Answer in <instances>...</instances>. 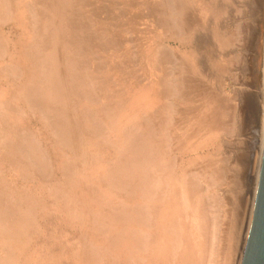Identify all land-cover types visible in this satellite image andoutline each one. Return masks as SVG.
I'll list each match as a JSON object with an SVG mask.
<instances>
[{"label": "rangeland", "instance_id": "1", "mask_svg": "<svg viewBox=\"0 0 264 264\" xmlns=\"http://www.w3.org/2000/svg\"><path fill=\"white\" fill-rule=\"evenodd\" d=\"M24 1L27 4H29L31 0L30 1L24 0ZM89 1L91 2L93 1V4L89 2L91 5L87 7V14L90 15L89 12L90 13L92 12L91 8L94 10V6L95 5L97 6V8H95L96 9L95 12L96 14L99 13L98 14L99 16L97 15L96 17L97 19L99 18V20H96L98 22L95 23L94 25H98L99 28L101 27L102 30L98 29L99 31L101 32L105 31V33L103 32L104 36L102 37L106 38L105 40H107V37H108V40H111L112 39L111 36L112 37L115 36L116 39L119 37V39L121 38L120 39L121 41H119L120 42L119 45L121 46L125 43L124 45L126 47L122 46L116 49L114 48V46H112L111 48H109V51L104 50L103 52L101 51L100 53H98V55L100 56V60L103 61V59L105 58L104 61L106 63L104 62L103 63L104 65H103L100 61V65L101 64L103 65L101 66L102 68L100 70H96L97 68L94 69L93 67L90 68L91 69L90 71L92 72L91 77L92 78L97 77L96 79L98 80L100 76H97V75L102 74L101 75V77L103 76L102 81L101 79L98 80L99 82H101V84L98 81L97 83H99L101 86L104 85L105 87L104 86L103 87L106 89L108 88L107 91L110 89L111 92L110 91H109L110 93L107 91L103 92L104 98L99 97L96 104L94 103L90 104L86 100L83 99L79 103L80 105H82V107L80 106V108H82L83 110L89 111V112L94 111L93 113H91L92 115L94 114L93 117L97 116L98 112L100 111L101 113L99 112L98 117L102 116V118L111 125H112L111 122L113 120L114 122L113 124L115 125V132L112 133L114 134L113 136L110 134L107 138L111 136V138H115L117 140L119 137L120 138L125 137L123 136L122 127L124 129L125 127H127V124L129 126L130 122H131V125L129 127H132V125L135 128L139 127L137 123L141 122L142 124L140 123V125H142L143 127L145 126V128L147 127L146 130L149 129L150 127L155 128V126L156 128H159L158 130H156V128L154 130L150 128V132L153 131L155 133V135L153 136L156 142L161 147L160 150L163 152L162 158H165V159H162L163 163L160 162L158 171L160 172L159 169L161 168L163 169V165L164 167L166 165V167L164 168V170L161 169L160 173L157 172L158 173V174L156 173L157 176L155 173L151 172V174H153L152 175L153 178L154 177L162 178L163 176H166L165 175L166 173L168 175L167 177H165V179L162 178V180L159 181L158 183H157L158 181L157 180L156 182H154V184L152 181L151 183L150 180L148 179L149 180L148 182L143 183V186L145 185V187L143 186H142L143 188L140 187L139 190H137V192L134 190L132 191L133 189L132 187H131L132 189L127 188L128 186L121 190L108 189L106 186H104V177H105V174L107 173L105 170H107L106 167L107 168L109 167L108 163H110V161H113V159L116 158V155L118 153V149H116L117 147L111 145L109 139L104 138V140L106 139L105 143L102 142L103 145L102 144H100V146L97 145L99 149H97V146H95L96 148L93 146L94 148L91 147L92 149L87 147L83 150L82 153L86 155L88 154V158H90V161L92 162V163L90 162V165L86 164L87 168H85V173L88 177L89 175L94 176V179L90 181L87 180L84 182L86 183L88 182L90 185H92L93 183L94 192L100 193V195L97 196V199L94 198L90 200L91 205L89 206L86 205V206H88L89 208L91 206V208L94 211H97L98 209H103V212H106L111 209L110 208L111 206L109 208L106 207V203H109L107 205H112V208L114 210H111V212L113 213V215L115 214L114 220H117V221L116 222L114 221V223L112 222L109 228L107 229V231L105 232L107 234L106 235L107 238L113 239L114 238L113 235H116L117 233L121 231L119 229H123V231L126 230L127 237H126V240H124L125 242L123 243L126 244L125 248L131 252L125 251L126 254H124L122 252L114 253L113 251L111 253V256H115L114 254H116V256L120 255L117 261H115L116 264H120V263L125 264L129 262L130 259L128 256L130 257L133 256L136 259L140 257V260H138V264H155L156 262H158V264H180L181 261H183V258H185V255H187L188 251L191 250V246L196 243V242L194 243V241H198L197 243L200 242L201 244L204 238L205 239L209 238L210 240H212L211 235H210L212 231H214L215 236L219 234V238L218 236L216 237L218 238L217 242L215 239H213V242H212V245L213 246L216 245L217 247L216 246L215 247L217 249L219 247L220 240L223 238V234L221 230L225 228V225L223 224H225V221L227 220V214H228L227 212H230L228 214L230 215L234 213V211L235 213H238V211L239 212L241 211L239 213L240 218H238L239 220H237L238 221V226L236 229L237 233H235V238H237V240L235 241L237 243L235 250L237 251H234V255L236 253V255L234 256L235 257L234 264H237L236 263L237 258H239V255L241 257V251H242V247L245 241L246 229L248 226L249 216L251 213V205L253 203V199L255 196L254 191H255L256 183H257L256 175H258V167H259L260 157H261L262 148H263V144H262L263 142L261 141V139H263L262 129L264 125L263 117H262L263 116L262 115V111H263V100H262L263 94L262 93L264 91V86H263V79H264V61H263L264 60V0H196V1L188 0L189 2H192V3L197 2L196 7L198 9V14L196 13L197 17L195 15H192L193 21L191 17L190 18L191 21L190 19L189 21H187V19L184 18V21L182 20L183 22H181V18H180V10H179L180 0L178 1L177 0H105V1L98 0L99 3L101 4L99 3L97 4L98 2L97 0H89ZM103 5H104V8H103ZM177 7L179 8L177 9ZM195 17L197 19H195ZM13 18H15L14 22L11 19L8 21H5L4 22L5 24L1 23L2 25H0V28L2 30L3 35L9 39V46H10L9 51H12L13 54L15 55V53L18 52L17 49L19 48L21 44L20 43L21 39L22 41L26 39L23 43L29 42V38H27V36H30V34L28 32V28H25V27H28V25L27 26L25 25L27 24V22L24 21L23 17L19 19V18L12 16V19ZM9 21H12L11 24ZM16 27H17V30L14 29ZM105 27H108V28H105ZM123 28L124 29L126 28L125 29L126 31ZM25 34L27 35L25 36ZM119 34L121 36L123 35V38ZM219 37L221 39H219ZM121 49H123V52ZM156 51H158L159 54L158 52L154 53ZM155 54H157V57L161 61V63L157 64L156 66L152 62L153 60H155L154 56L156 58ZM159 56L161 57L163 56V58L160 59ZM166 57H168L169 59H166ZM8 58L9 56H7L6 59L4 58L3 61L0 62V66L8 64L9 63ZM117 59H119L120 61L119 60L117 61ZM116 61L119 62V64ZM127 61L129 62L127 63ZM166 61H168V63ZM94 62H97V61H94ZM133 62L136 64L137 68H133V67H136ZM108 65L110 66V68ZM106 66L107 68L105 69ZM142 67L145 69H142ZM181 67H184V68H181ZM102 69H105V70H102ZM126 69L127 70L129 69L130 71L127 72ZM131 69H132V72H131ZM116 70L117 71L120 70V71L117 72ZM150 72L152 73V75ZM126 73L128 74L126 75ZM182 73L185 74V76L182 75ZM186 74L188 75L190 74L191 78L189 79V76L188 75L186 76ZM109 77L112 80H110ZM22 78L24 80L26 77L22 76ZM134 78H135V81L133 80ZM186 78L189 79L190 81L187 80ZM108 79L110 81H108ZM165 79L167 80L165 81ZM185 79L187 82L184 81ZM125 81H127V83ZM161 81H163V83ZM117 85H119L120 87ZM169 85L170 87H168ZM85 87H88V86H85ZM12 88H14V85L7 82V79L3 76V73L0 72V90H3L5 92L3 97L6 96V93L7 94L10 93L12 91ZM89 88L91 89L90 86ZM89 88H86V92L90 91ZM121 88L124 90L119 91V90H122ZM179 89L182 92L179 91ZM212 90H214V92ZM211 92L213 93L214 96L221 94V97L225 96V98L222 97L223 98L222 99L219 95L218 97H216V100H214L215 97L210 98ZM111 93L112 95L114 94L115 96L114 95L112 96ZM99 95L102 96L101 93H99ZM8 97H10L9 94H8ZM122 98L124 100H122ZM109 99L110 100L112 99V100L110 101ZM220 99L223 101V104ZM118 100L124 101V103ZM116 102L119 104H117ZM12 103H13L12 105H14L15 107L20 106L24 108V110H26V113H25L26 115L22 114L21 116L16 117L17 114L12 116V114H14L12 113L11 115L9 116L6 115L4 117H6V120L12 124H16L18 126H21V125L26 126L27 128H29L30 132H34L35 136H37V138H40L41 141L40 143L38 141L37 145L41 149V152L43 151L42 153L46 154V157L50 155L51 157L50 159L52 160L51 164H53L52 170L55 173L54 178L56 177L55 180L64 182V178L62 177V170H61L62 164L67 159L68 161L66 162H69L71 160L73 161L72 164L75 163L73 160L74 159L73 151L67 150L61 147V145L58 143V139H57L58 137L56 138L54 132H51L52 129L46 126L48 125L47 124L48 119L46 120L39 113L32 112L31 110H29L27 107H25V105L23 104V101L21 100L14 99ZM109 103H111V105H109ZM220 104H222L223 106ZM106 106L112 109V112H115L113 114L112 119H111L112 115L108 116L105 113V111L110 110V109L106 110L107 108ZM102 111H103V114H102ZM105 115H106V118H105ZM153 115L154 116L156 115V116L154 117ZM157 115H158V118H157ZM208 117L214 121V124L211 126L212 128L209 126L211 129L208 128V126L203 123L204 120L206 122L208 121L209 119ZM147 121L149 122L148 126L146 125ZM151 123L153 124L150 125ZM221 126H223L224 128ZM163 127L165 129H163ZM209 129L211 132L209 131ZM9 130H12V129H9ZM164 130L166 134L165 133L163 134ZM12 132L13 130L12 131L7 130L6 133L12 134ZM9 134L8 136H10ZM42 134H43V137L40 136ZM160 134H161V137H160ZM90 140L92 142L93 138H90ZM160 141L161 143H159ZM127 142H129L128 139H127ZM61 148H62V152H61ZM91 150H92V153H91ZM98 152L100 153L98 154ZM105 152L106 153L109 152V153L104 154ZM110 154H112V156ZM90 155L91 156L94 155L95 159L94 157H91ZM104 155H105V158L107 157V161L104 158ZM100 156L102 157L103 160L100 158ZM23 163L24 162L18 163L17 161H13L10 159V157L6 155L3 156V153L0 152V171L3 172V173L0 172V180L4 181L8 186H11L16 192L19 190L22 191L23 188L27 189V191H29V194L32 193L33 196H35L36 198H39L40 204H41V205L38 204L36 208L37 219H36L35 228H32L30 231L29 243L26 247L27 251L25 252V254L27 253L30 257L24 258L25 256L24 254L22 256L21 264H78V261L76 262L77 259L74 258L71 255V253L73 252V250L78 248L79 244L77 243L80 240L82 233L84 231L85 232L87 231L86 230V227H87L86 224H88L87 222L89 221L90 223L91 221L93 222L94 220L92 219V217L90 218V216H88L89 218L84 217L83 219L84 221H83V220H80V218L75 219L74 216H71L70 214H68L67 213L68 211L66 210V208H64L65 202L62 201L60 198H58L56 195H53L52 193L53 185H51V183H54V179L50 180L51 183L49 182V183H46L45 185L40 181L39 178L35 176H33L32 180L30 176L28 179H25L23 176L24 173L20 171L22 170ZM76 165L82 166L84 164H81V162H79ZM218 167L221 171H219ZM213 169L217 172L219 171L220 173L223 171L222 173L224 174L225 177L227 175V177L229 178L228 179L229 181L225 180L227 177L226 178L218 177L219 179L218 178L216 179V177L213 178V175L210 176V172H212ZM184 171H186L187 173ZM200 172H202V174ZM159 174L162 176L159 177L160 176ZM172 175L174 176V178ZM183 175H185L186 177ZM147 177L150 178L149 176ZM183 179L184 180L187 179L186 182L190 181L192 185L197 184V187H198L196 189L197 193L196 192L193 193L192 191H195V190L192 189V191L189 194V198L191 199V201L193 198L197 199L199 196H200L199 198H202L200 200L198 198L197 201H195V199L193 200L194 207L197 208V209L194 208V211L196 209V211L199 210L202 212L204 209L205 215H204V211L202 212V214H200L201 212L200 213L197 212L196 214L201 216L202 219L204 218L202 217V215H204L206 217L205 219L207 220L211 219V217L208 218V216H206L208 214V213L206 214V212H208L209 210L213 211L210 206V202L211 204L214 202L213 204L216 205L215 207H217L218 211H216L217 213L209 211V214L210 216H212V219H216L217 221L219 220L218 223L215 220L214 221L212 220L213 223H210L211 221L208 222L204 219L206 224H204L205 222L202 223L203 227L205 226L203 230L200 232L197 230L196 231L194 230L195 228L194 226L192 227L193 224H191V221H190L191 219L188 218V216L194 212L191 210L192 208H190L189 211L187 212L183 211L182 209L180 210V203H181L180 202V196H181L180 191L184 190V188L182 190L181 189L178 190L179 189L178 187H180L181 181L183 183ZM206 180L208 183L203 182ZM160 183L163 185V186L160 185L161 188L160 186L155 187V186H158ZM41 185L44 188H47V190L45 189L46 190L45 191ZM152 186L153 188L155 187L153 191L152 189H145L146 187L152 188ZM141 188L144 191H142ZM158 188L162 189V191L160 190L158 191ZM97 190L99 191L97 192ZM163 190L165 191L163 192ZM148 191H150V193L153 192V194L152 195L149 194ZM69 192L71 193V196H77V199L80 200L79 201L80 206L83 205V204L81 205L80 202H83V201L86 202L83 198L84 193L82 192V187L70 189L68 191V194L70 195ZM160 192L163 193V195H161ZM198 193H200V195H197ZM128 194L130 196H128ZM62 195L60 192V196ZM207 195L208 197L212 196V197H209L211 200L210 199L209 200L207 199L208 201L205 200L206 198H208L206 197ZM161 196H163V198ZM148 197H152V198H148ZM153 197H160L161 199L154 198V199H157V200H154ZM213 197L215 198H214V201L212 202ZM123 198H124V201H123ZM217 198L220 200H218ZM216 199H217V202L219 201L218 203L216 202ZM103 201H106V202H103ZM155 201H156V205H154ZM221 201L223 202L221 203ZM110 202L112 204H110ZM143 202L144 204H147V206L143 205ZM148 203H150V205ZM202 203H205V204H202ZM79 204L77 203V205ZM125 204H128V205H125ZM113 205L115 206V208L113 207ZM207 205H209L210 208ZM214 205H212L213 209L215 208ZM217 205L220 207H218ZM130 206L132 209L136 206L140 208V210L142 211H144V209L145 211L146 209H148V210H151L152 212L156 211L153 207L155 208L158 207L157 211L154 212L155 214L152 213L154 215H150L151 217L149 220H152V221L147 220L148 222L154 223L158 219V221L154 223L152 227L147 228V232H149V234L151 233L152 235H155V234L156 235L153 237L152 235L150 237H147L148 240L150 238L151 244H149V247H147L146 245L142 248L144 249L143 251L141 249L140 252H136V253H133L134 241L130 237L132 236L130 235V233H132V231L135 228L136 229L137 228L140 229V227L143 228V225H142L143 222L141 224H139L140 222H137V224L136 222L130 224V222L126 219V216H125V213L131 210ZM217 209H214V210H217ZM116 210H118V212L120 211V215L118 214V212H116ZM123 210H124V216L122 212ZM190 210L192 211V213ZM217 214L218 216L219 215L220 216L218 217ZM182 216L183 217L187 216V217L182 218ZM216 217H218V219ZM85 219H87L86 220L87 222L85 221ZM120 220L122 221V223ZM172 222H174V225ZM207 222L210 224H208ZM93 224L95 225L96 222L94 221L92 225L89 224V229L91 226H92L91 230L92 228H94ZM180 224L182 226L181 237H180ZM169 225L170 227H168ZM121 226L122 228H120ZM207 230H209L210 232L208 231L209 233H207ZM217 230L219 231L216 233ZM168 231L170 232V234L168 233L165 234V232H168ZM177 232L179 233L178 237L177 235H175L177 234ZM191 232L195 234H193L192 236L190 235L192 234ZM196 232L198 234H196ZM162 234L166 236H163L161 238ZM207 234L208 236L209 235L210 236L209 237L206 236ZM174 236H176L178 239L177 238L174 239ZM147 239L143 241L148 242ZM205 239H204L203 244L206 246L207 240ZM191 241H193V244L191 243ZM180 242H181V248H180ZM90 243L92 245H95L92 242ZM101 243L106 245V243L104 242H101ZM101 246L102 244L101 245L97 244L94 246V248L97 247V251L100 249L103 250L104 246H102V248ZM146 247H147V250H146ZM104 249H106V246L104 247ZM180 252L182 254V257L180 256ZM172 253H175V254H172ZM103 254H104L105 260L100 259L102 260V262L100 261L99 263L98 261L95 264H114L112 260L108 257V255H106L105 251ZM144 256L146 257V259L142 261V258Z\"/></svg>", "mask_w": 264, "mask_h": 264}, {"label": "bare ground", "instance_id": "2", "mask_svg": "<svg viewBox=\"0 0 264 264\" xmlns=\"http://www.w3.org/2000/svg\"><path fill=\"white\" fill-rule=\"evenodd\" d=\"M28 1H30V0H28ZM89 2H91V1H89V0H31L30 3L27 4L24 0H0V25L5 24L4 22L8 21L10 19L13 20V22H14L15 18L12 19V16L16 17V18H19V19H21L23 17L24 21L27 22V24H25V25L26 26L28 25V27H25V28H28V32L30 34V36H27V38H29V42L23 43L26 39L23 40V41L21 39V42H20L21 44H20L19 48L17 49L18 52L15 53V55H14L12 51H9L10 50L9 49V47H10L9 46V39L3 35L2 30L0 28V62L3 61L4 58L6 59L7 56H9V58H8L9 63L6 64V65L0 66V72L3 73V76L7 79V82H9L10 84L14 85V88H12V91L10 93H8L10 97H8L7 93H6V96L3 97L5 92L3 90H0V152L3 153V156L6 155V156L10 157V159L13 160V161H17L18 163L24 162L22 170H20V171H22V173H24L23 176H24L25 179H28L29 176H30V178L32 180L33 176H35V177L39 178L40 181L44 185L46 183H49L50 180L54 179V183L50 182L51 185H53L52 186V188H53L52 189V191H53L52 193H53V195H56L58 198H60L62 201L65 202L64 208H66V210L68 211L67 212L68 214H70L71 216H74L75 219L76 218H80V220H83L84 217L89 218L88 216H90V218L92 217V219L96 222L95 225L93 224L94 228H92V230H91L92 226L89 229V224L92 225V223L94 221L93 222L91 221L89 223V221L87 222L86 221L87 219H85V221L88 223V224H86V222H85V224L87 226L86 227L87 231L86 232L84 231L82 233V235L80 237V240L77 243V244H79L78 248L73 250V252L71 253V255L74 258L77 259L76 262L78 261V264H95L98 261L100 263V261L102 262V260H105L104 259V254H103L104 251H105L106 255H108V257L112 260V262L114 264H116L115 261H117V259L120 257V255L116 256V254H114L115 256H111V253L113 251H114V253L122 252L124 254H126L125 251L131 252L128 249L125 248L126 244L123 243V242H125L124 240H126V237H127L126 236L127 235L126 234V230L124 229L125 231H123V229H119L121 231L116 234L118 236L113 235V237H114L113 239L107 238L106 237L107 234L105 232L107 231V229L109 228V226H110V224L112 222L114 223V221L115 222L117 221V220H114V215L115 214L113 215V213L111 212V210H114L112 208V205H107L109 203H106V207L107 208H109L111 206L110 207L111 209L109 211L105 210L106 212H103V209H98L97 211H94L91 208V206H90V208L88 207L89 205H91L90 204V200H92L94 198L97 199V196L100 195V193L98 192L99 190H97L98 193L94 192L93 183H92V185H90L88 182L87 183L84 182V181H87V180L90 181V180L94 179V176L93 175H91V176L89 175V177H88L86 175V173H85V168H87L86 164L90 165L91 161H90V158H88V154L86 155V154L82 153L83 150L85 148H87V147L91 148V147H93V146L95 147L97 145L100 146V144L103 145L102 142L105 143V141H106V139L104 140V138H107L110 134L112 136L114 135L112 133L115 132V125L113 124L114 123L113 120L111 122L112 123V125H111L108 122H106L102 118V116L98 117L100 111L98 112L97 116L93 117L94 114L92 115L91 113H93L94 111L93 112H91V111L89 112V111L83 110L82 108H80V106L82 107V105H80L79 103L84 99L90 104H93V103L96 104V102L98 101L99 97H103V92L107 91V89H108V88L107 89L104 88L105 87L104 85H103L104 87L101 86L100 85L101 82L98 81L100 79L102 81L103 76L101 77L102 74L101 75H97V76H100V78H98V80L96 79L97 77H93L92 78L91 77L92 76V72L90 71L91 70L90 68L93 67L94 69L97 68L96 70H100L102 68L101 66L104 65L103 63L105 62L104 61L105 58L103 59V61L100 60V56L98 55V53H100L101 51L103 52L104 50H108L109 51V48H111L112 46H114V48L117 49L118 47L125 46L124 45L125 43L120 46L119 45L120 44L119 41H121L120 40L121 38L119 39V37L116 39L115 36L112 37L110 35L111 38H112L111 40H108V37H107V40H105L106 38L102 37V36H104L103 32L105 33V31H103V32L99 31V30H102L101 27L99 28L98 25H94L95 23L98 22L96 20H99V18L98 19L96 18L99 13L96 14V12H95L96 11L95 8H97V6L96 5H95L96 7L94 6V10L91 8L92 12L91 13L89 12L90 15H88L87 14V7H89L91 5ZM91 3L93 4V1ZM98 3H99V1L97 2V4ZM196 3L189 2L188 0H180V9L179 10H180L181 22L184 21V18L187 19V21H189V19L191 17H192V21H193V16L192 15H195L197 17L196 13L198 14V9L196 7ZM94 4H96V3H94ZM99 4H101V3H99ZM103 8H104V5H103ZM178 8L179 7H177V9ZM110 10H111V8H110ZM152 11H153V9H152ZM167 13H168V11H167ZM115 16H114V18H115ZM153 17H155V16H153ZM196 17H195V19H197ZM190 21H191V19H190ZM9 22L11 24L12 21H9ZM181 24H183V23H181ZM22 25H24V24H22ZM106 25H107V23H106ZM14 26H16V25H14ZM17 27L14 28V29L17 30ZM105 28H108V27H105ZM175 29H176V27H175ZM18 31H19V29H18ZM24 31H25V29H24ZM120 31H121V29H120ZM125 31H124V33H125ZM121 34H122V32H121ZM26 35L27 34H25V36ZM121 37L123 38V35ZM220 37H219V39L222 38V37L221 38ZM24 38H26V37H24ZM228 38H229V36H228ZM27 41H28V39H27ZM121 50L123 52V49H121ZM157 52L158 51H156L154 53H157ZM158 54H159V52H158ZM155 55H156V58L154 56L155 60H153L152 62L156 66L157 64H160L161 61L157 57V54H155ZM162 55H164V54H162ZM159 57H160V59L163 58V56L162 57L159 56ZM136 59H138V58H136ZM166 59H169V58L166 57ZM178 59H179V57H178ZM118 60L119 59H117V61ZM131 60H132V58H131ZM133 60H135V59H133ZM94 61H97V62H94ZM100 61H101V63L103 65L102 64L100 65ZM112 61H113V59H112ZM129 61H127V63ZM162 61H163V59H162ZM166 62L168 63V61H166ZM117 63L119 64V62H117ZM114 65H115V63H114ZM134 65L136 66L135 63H134ZM187 65H185V66H187ZM131 66H129V67H131ZM106 68H107V66L105 67V69ZM109 68H110V66H109ZM133 68H137V66L133 67ZM181 68H184V67H181ZM105 69H102V70H105ZM142 69H145V68L142 67ZM118 71H120V70H118ZM128 71H130V70L128 69L127 72ZM131 72H132V69H131ZM134 73H136V72H134ZM127 74L128 73H126V75ZM196 74H198V73H196ZM151 75H152V73H151ZM182 75L185 76V74H183V73H182ZM187 75L188 74H186V76ZM22 76L23 77L25 76L26 78L23 80ZM138 76H137V78H138ZM188 76H189V79H190L191 78L190 74ZM135 78L133 79L134 81H135ZM186 79L184 80L185 82H187ZM189 79H187V80H189ZM192 79H194V78H192ZM105 80H107V79H105ZM110 80H112V79L110 78ZM110 80L108 79V81H110ZM166 80L167 79H165V81ZM195 80H197V79H195ZM200 80H202V79H200ZM97 81L100 84L97 83ZM180 81H182V80H180ZM125 82L127 83V81H125ZM161 82L163 83V81H161ZM112 83H111V85H112ZM104 84H106V83H104ZM177 84H178V82H177ZM180 84H181V82H180ZM194 84H195V82H194ZM85 86H88V87H85ZM89 86L91 87L92 90L89 88ZM117 86H119V85H117ZM263 86H264V79H263ZM168 87H170V85ZM86 88H89L90 91L86 92ZM180 88H181V86H180ZM123 90L124 89L119 90V91H123ZM109 91H110V89L107 92H109ZM179 91H181V90L179 89ZM212 91L214 92V90H212ZM189 92H191V91H189ZM99 93H101L102 96L99 95ZM118 93H120V92H118ZM179 94H181V93H179ZM262 94H263V99H262L263 100V111H262V115L263 116L262 117H263V124H264V91H263ZM111 95H112V93H111ZM219 95L221 97V94H219ZM219 95L214 96L213 93L211 92L210 93V98H214L215 97L214 100H216V97H218ZM222 97L225 98V96H222ZM119 98H121V97H119ZM123 98H122V100H124ZM14 99L23 101V104L29 110H31L32 112L39 113L46 120L48 119V121H47L48 125H46V126H48L49 128L52 129L51 132H54L56 138L58 137L57 138L58 139V143L61 145V147H63L64 149L73 151V155H74V159L73 160H74L75 163L77 162L76 164H78L79 162H81V164H84L82 166L76 165L75 163L72 164L73 161L70 160L69 162H66V161H68V159H67L62 164V169H61L62 170V177L64 178V182L55 180L56 177L54 178L55 173L52 170L53 164H51L52 160L50 159L51 158L50 155H48L46 157V154L42 153L43 151L41 152V149L37 145V142L39 141V143H40V141H41L40 138H37V136H35L34 132H30L29 128H27L26 126H24V125L18 126L16 124H12V123H10L9 121L6 120V117H4L6 115L9 116L12 113H14V114H12V116L17 114L16 117L17 116H21L22 114L26 113V110H24V108H22L20 106L15 107L14 105H12L13 104L12 101ZM100 99H102V98H100ZM196 99H197V97H196ZM118 101H120V100H118ZM120 102L124 103V101H120ZM117 104H119V103H117ZM222 104H223V101H222ZM222 104H220V105H222ZM107 105H108V103H107ZM109 105H111V103H109ZM218 105H219V103H218ZM102 107H103V105H102ZM106 107H105L106 110L110 109V108H108V106H106ZM108 111H105V113L108 116L112 115V117H111V119H112L113 118V114L115 112H112V109H110ZM102 114H103V111H102ZM105 118H106V115H105ZM157 118H158V115H157ZM157 118H156V120H157ZM214 118H216V117H214ZM151 121H153V120H151ZM43 123H45V122H43ZM140 123H137V125L139 127H136V128L133 127V125H132V127H129L131 125V122H130V125L128 126V124H127V127H125L124 129L122 127L123 136H125L123 138L119 137L117 140L115 138H111V136L109 138H107V139L110 140V144L115 146V147H117L116 149H118L117 155L115 154L116 158L113 159V161H110L111 165H110V163H108L109 167L108 168L106 167L107 170H105L107 173L105 174V177H104V186H106L108 189L121 190V189H123V188L128 186L127 188H130V189L133 188L132 191L134 190V191L137 192V190H139V188L143 186L144 182H148L150 180V182L152 181L153 184H154V182H156L157 180H158L157 181V183H158L159 181L162 180V178L165 179V177L168 176L167 173L165 172L166 176H163L162 178H157V177L153 178V176H152L153 174H151V172L155 173V174L157 172H159L158 171V167L160 166V162H162L163 161L162 159H165V158H162V155H163L162 153L163 152L160 150L161 147L156 142V140H155V138L153 136V135H155V133L153 131H152L153 133L150 132V128H152V127H150V128L148 127L149 129L146 130L147 127L146 128H145V126L143 127L142 125H140ZM148 123L149 122L147 121V124H146L147 126H148ZM203 123L205 125H207L208 128H210L214 124V121L209 118L207 122L204 120ZM102 124H104V125H102ZM152 124L153 123H151L150 125H152ZM141 126L143 128H145V129H143ZM221 127H223V126H221ZM155 128H156V126H155ZM155 128H152V129L154 130ZM9 129L13 130L12 134L8 133L11 137L8 136V134L6 133L7 130L8 131H12V130H9ZM158 129L159 128H156V130H158ZM163 129H165V128L163 127ZM210 129H209V131H210ZM156 130H155V132H156ZM262 130H263V133H262L263 134V139H261V141L263 142L262 143L263 144V148H262V153H261L259 167H258V175H256L257 176V183H256L255 191H254L255 196H254V199H253V203L251 205V213H250V216H249V222H248V226H247V229H246L245 241H244V245L242 247L241 257L239 255V258H237V262H236L237 264H241V261H242L243 252H244V248H245V244H246V240H247V235H248V231H249V226H250V222H251V218H252L256 192H257L258 179H259L260 167H261L263 150H264V125H263V129ZM206 131H208V130H206ZM164 133H165V130H164L163 134ZM205 133H207V132H205ZM161 134H160V137H161ZM40 136L43 137V134L40 135ZM36 138H37V140H36ZM90 138H93L92 142H91ZM127 139H128L129 142H127ZM164 139H166V138H164ZM164 141H166V140H164ZM49 142H50V140H49ZM159 143H161V141ZM54 145H56V144H54ZM101 148H102V146H101ZM97 149H99L98 146H97ZM46 151H47V149H46ZM61 152H62V148H61ZM91 153H92V150H91ZM99 153L100 152H98V154ZM107 153H109V152H107ZM107 153L105 152L104 154H107ZM94 155L93 156L90 155V156L94 157V159H95ZM110 155L112 156V154H110ZM101 156H100V158L102 159ZM104 158H105V155H104ZM105 159L107 161V157ZM105 159H104V161H105ZM92 160H93V158H92ZM175 162H176V160H175ZM100 165H99V167H100ZM165 167H166V165H165ZM165 167L163 165V169L162 168L161 169L164 170ZM161 169H159L160 172H161ZM218 169H219V167H218ZM216 170H217V168H216ZM222 170H223V168H222ZM213 171L210 172V176L213 175V178L216 177V179H217L218 177H223V178L225 177L224 174L222 173L223 171L221 173L219 172V171H221L220 169L218 171L219 173L217 171H215L214 169H213ZM184 172H186V171H184ZM1 173H3V172H1ZM200 173L202 174V172H200ZM19 174H20V172H19ZM157 174H156V176H157ZM170 174H171V172H170ZM162 175H160L159 177H161ZM185 175H183V176H185ZM191 175H192V173H191ZM147 176H149L150 178H148ZM226 177H227V175H226ZM173 178H174V176H173ZM173 178H171V179H173ZM182 178H184V177H182ZM187 178H189V177H187ZM192 178H193V176H192ZM228 179L229 178L227 177L225 180L229 181ZM153 180H155V181H153ZM166 180H167V178H166ZM168 180H169V178H168ZM186 180L183 179V183L181 181V185H180L181 188L178 187L179 188L178 190H180V189L182 190L184 188V190L180 191V193H181V196H180V202H181L180 203V210L182 209L183 211L187 212V211H189L190 208H192L191 209L192 211H194V208H196V207H194V204H193V202H194L193 200L195 198H193L192 201H191V199L189 198V194L192 191V189L195 190V191H192L193 193L196 192L197 191L196 189L198 187H197V184L192 185L190 183V181L186 182ZM0 182H1L0 183V264H21L22 256L27 251L26 247H27V245L29 243L30 231H31L32 228H35L36 219H37V210H36V208H37L38 204H40V200H39V198H36L35 196H33L32 193L29 194V191H27V189H25V188H23L22 191L19 190V191L16 192V191H14V189L11 186H8L4 181L0 180ZM203 182H207V180L203 181ZM218 182H219V180H218ZM161 183L158 186H155V187H159L160 185H162ZM150 185H152V184H150ZM165 185H167V184H165ZM213 185H211V186H213ZM77 187H80V188L82 187V192L84 193L83 198H84V200L86 202H84V201L80 202L81 205L83 204L82 206H80V204H79L80 200L77 199V196H71L70 192H69L70 195L68 194V191L70 189H75ZM143 187H145V185ZM127 188H126V190H127ZM154 188L152 186V188L146 187L145 189H152V191H153ZM160 188H161V186H160ZM45 189L47 190V188H44V190ZM201 189H200V191H201ZM156 190H157V188H156ZM159 190L162 191V189L158 188V191ZM142 191H144V190L142 189ZM164 191L165 190H163V192ZM60 192H61V195L63 193L62 196H60ZM148 193L151 194V195L153 194V192L150 193V191H148ZM200 193H198L197 195H200ZM44 194H46V193H44ZM142 194H144V193H142ZM160 194L163 195V193H161V192H160ZM203 194H204V192H203ZM213 194H212V196H213ZM113 195H114V193H113ZM208 195L206 197H208ZM128 196H130V195L128 194ZM154 196H155V194H154ZM193 196H194V194H193ZM212 196H209V197H212ZM161 197L163 198V196H161ZM209 197L206 198L205 200L208 201L210 199ZM215 197L212 198L213 199L212 202L214 201ZM113 198H114V196H113ZM144 198H146V197H144ZM148 198H152V197H148ZM154 198L161 199L160 197H153V199ZM198 198L195 199V201H197ZM157 199H154V200H157ZM176 199H177V197H176ZM200 199H202V198H199V200ZM217 199H216V202H217ZM218 200H220V199H218ZM123 201H124V198H123ZM206 201H205V203H206ZM103 202H106V201H103ZM222 202L223 201H221V203ZM77 203L79 205H77ZM118 203H119V201H118ZM205 203H202V204H205ZM213 203L211 204V202H210V206H211L213 211H211V210H209V211L216 212V211H218V209H217V207H215L216 205H214ZM110 204H112V203L110 202ZM148 204L150 205V203H148ZM86 205H88V206H86ZM125 205H128V204H125ZM143 205L147 206V204H144V202H143ZM152 205H153V203H152ZM154 205H156V201H155ZM177 205H178V203H177ZM212 205H214V207H215L214 209H217V210H214ZM157 206H159V205H157ZM204 206H206V205H204ZM207 206H209V205H207ZM210 206H209V208H210ZM113 207L115 208L114 205H113ZM127 207H129V206H127ZM135 207L132 209L131 206H130L131 210L129 212L125 213L126 219L130 222V224H132L134 222H136V224H137V222H140L139 224H141L143 222V224H142L143 228H141V227H140V229H138V228L136 229L135 228L132 231V233H130V235H132L130 237L134 241V251H133V253L140 252L141 249L144 246H146V245H147V247H149V244H151V243H150V238L148 240L147 237H150L152 234L151 233L149 234V232H147V228L148 227H152L154 225V223H156L158 221V219H157V221L154 222V223L153 222H148V221H152V220H149L150 217H151L150 215H154L155 214L154 212L157 211L158 207L157 208L153 207L156 210V211H154V209H153L154 212H152L151 210H148V209H146V211H145V209H144V211H142V210H140V208H138V207L135 208ZM218 207H220V206H218ZM143 208H145V207H143ZM196 209H195V211H196ZM192 211H191V213H192ZM195 211L191 215L188 216V218L191 219L190 221H191V224H193L192 227L194 226V228H195L194 230L195 231L197 230V231L200 232V231L203 230V228L205 226L203 227L202 223L205 222V220L208 221V222L211 221L210 223H213L214 220L217 221L216 219H212V216H210L209 211L206 212V214L207 213L209 214V215L207 214L206 216H208V218L211 217V219H209V220L205 219L206 217L204 216L205 215V210L204 209H203L204 215H202V217H204L203 219L201 218V216L196 214L197 212L200 213L201 211H199V210L196 211V212ZM116 212H118V210H116ZM122 212H123V216H124V210ZM122 212H121V214H122ZM202 212L200 214H202ZM240 212L238 211V213H235V211H234V213H232L230 215H228L230 212H227L228 213L227 214V220L225 221V224H223V225H225V228L222 226L224 229L221 230V232L223 234V238L220 240V244H219V247L217 249H216L217 246L216 245L213 246L212 242H213V239H215L216 242H217V239L219 238V234L215 236L214 231H212V233L210 234L212 240H210L207 237H206L207 239H205L203 237L204 235L202 236L205 240H207V243L205 242L207 244L206 246L203 244L204 239L202 240L203 242H201V244H200V242L197 243L198 241H194L195 239L193 240L194 243L196 242L195 244H193V241H191V243L193 244L191 246V250L188 251L187 255H185V258H183V261H181L180 264H234L235 263L234 262V259H235L234 256L236 255V253L234 255V251H237V250H235L236 245H237V243L235 242L237 240V238H235V233H237V230H236L237 226H238V221L237 220H239L238 218H240V215H239ZM152 213H154V214H152ZM118 214L120 215V211L118 212ZM218 214H219V212H218ZM218 214H217V216H218ZM185 217H187V216H184V217L182 216V218H185ZM218 217H216V218L218 219ZM218 221H217V223H218ZM174 222H172L173 225H174ZM241 222H242V220H241ZM121 223H122V221H121ZM188 223H189V221H188ZM210 223H208V224H210ZM204 224H206V222ZM170 225H172V224H170ZM170 225L168 227H170ZM138 226H140V225H138ZM120 228H122V226ZM127 228H128V226H127ZM154 228H156V227H154ZM181 228H182V226L180 224V237H181V233H182V229ZM172 229H173V227H172ZM208 231L209 230H207V233L210 232V231L209 232ZM218 231L219 230H217L216 233ZM146 233H148V234H146ZM167 233L170 234L169 231L165 232V234H167ZM178 234L179 233L177 232V234H175V235H177V237H178ZM193 234H195V233H192L190 235L193 236ZM196 234H198V233L196 232ZM238 234H236V235H238ZM155 235H152V237L155 236ZM163 236H166V235L162 234L161 238ZM206 236H208V234ZM217 236H218V238H216ZM177 237L174 236V239H176ZM172 238H173V236H172ZM146 239L148 240V242L145 241L146 242L145 243L143 240H146ZM90 242L94 243L95 245H97V244L101 245L102 244V246H104L105 244H103L101 242H104V243H106V245H105L106 249H104V247H105L104 246L103 250L100 249V250L97 251V247L94 248L95 245H92ZM102 246H101V248H102ZM147 247H146V250H147ZM180 248H181V242H180ZM106 250H108V251H106ZM143 250L144 249H142V251ZM172 254H175V253H172ZM180 256L182 257L181 252H180ZM27 257H30V256L26 253L24 258H27ZM128 257H129L130 261L125 263V264H136V263L138 264V260H140V257H138L137 259L135 257H133V256H132L133 258L130 257V256H128ZM100 259H102V260H100ZM144 259H146L145 256L142 258V261ZM131 260H132V262H131ZM155 264H158V262H156Z\"/></svg>", "mask_w": 264, "mask_h": 264}, {"label": "water", "instance_id": "3", "mask_svg": "<svg viewBox=\"0 0 264 264\" xmlns=\"http://www.w3.org/2000/svg\"><path fill=\"white\" fill-rule=\"evenodd\" d=\"M241 264H264V150Z\"/></svg>", "mask_w": 264, "mask_h": 264}]
</instances>
